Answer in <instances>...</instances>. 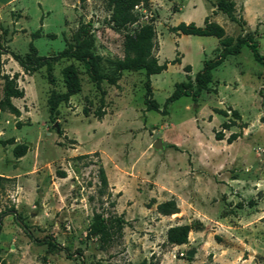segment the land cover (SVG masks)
Returning a JSON list of instances; mask_svg holds the SVG:
<instances>
[{"label": "rangeland", "instance_id": "rangeland-1", "mask_svg": "<svg viewBox=\"0 0 264 264\" xmlns=\"http://www.w3.org/2000/svg\"><path fill=\"white\" fill-rule=\"evenodd\" d=\"M234 1L236 15L246 21L243 27L215 12V0H148L135 6L139 20L128 31L152 22L154 54L159 63L168 61L166 70L150 75L156 111L143 101V70H124L116 84L103 80L97 86L77 60L61 58L51 71L43 66L29 74L7 52L24 54L32 41L39 55H56L83 25L91 49L107 66L109 59L123 56L125 31L113 28L106 0H0V87L2 74L19 73L24 91L12 98L20 116L0 111V175L9 178L0 189L5 211L0 262L264 264V65L243 44L214 68L209 90L196 101L182 96L161 111L175 83L193 79L203 60L221 48L215 36L171 31L179 22L202 26L208 16L233 44L238 36L250 35L264 55V0ZM175 57L180 63L170 62ZM69 63L79 70L81 88L51 117L47 100L51 91H65L61 70ZM234 109L240 119L232 115ZM228 120L234 124L222 129ZM242 123L246 126L240 128ZM220 130L223 139L218 140ZM234 132L241 135L229 143ZM154 133L162 148L154 147ZM16 143L28 147L21 157L13 155ZM100 167L105 188L98 179ZM169 199L179 212L158 213L157 203ZM96 213L122 221L107 244L90 231ZM183 224L192 227L187 243L169 244L167 229ZM44 237L59 246L42 243Z\"/></svg>", "mask_w": 264, "mask_h": 264}, {"label": "trees", "instance_id": "trees-1", "mask_svg": "<svg viewBox=\"0 0 264 264\" xmlns=\"http://www.w3.org/2000/svg\"><path fill=\"white\" fill-rule=\"evenodd\" d=\"M107 7L110 11L109 21L113 28L117 31H125L123 36V56L121 58L109 59L107 66L103 65V59L100 55L93 52L91 49L92 39L88 34V28L81 25L73 36V42L68 43L65 48L56 53V55L44 56L37 53L32 41L28 44V51L24 54L7 51L12 58L21 66L23 72L31 74L37 69L45 66L48 71H51L53 63L61 58L74 59L82 63L85 72L88 74L90 80L97 86L105 80L109 84H116L120 79L124 70L140 71L143 70L145 80L143 82L145 92L143 101L148 110H160L158 102L152 97V85L150 75L158 74L167 69L168 61L162 63L158 62L154 49L156 47V31L152 22L140 24L132 31H128V27L133 25L139 20V15L135 11V6L140 4L147 5L148 0H106ZM215 12L219 11L225 14L230 20L235 21L240 27L246 24L243 17L237 16L236 4L234 0H215ZM171 31L177 34H193L200 36H215L218 38L221 48L216 49L212 58L203 60L202 68L195 74L194 78L188 77L187 81L176 82L172 93L165 99L163 109L164 111L167 104L182 97L191 96L193 100H197L198 96L203 90H209V83L212 79V71L219 66L229 54L235 55L240 52L243 44L247 45L252 52L253 58L260 64L264 65V55L258 50V43L250 36L237 37L233 44V38L225 36L224 28L217 22L209 20V17L204 18L202 26L196 25L194 22L186 23L179 22L177 25L172 26ZM39 36V29L31 34L32 39ZM4 51H1L0 53ZM171 63H180V59L175 57L170 61ZM185 71H190V65L185 66ZM62 78L65 87L63 93L51 91L47 104L49 115L57 113V106L60 102L67 103L70 96L80 91L81 80L79 77V70L74 63L65 65L62 70ZM19 73L13 75L2 74L3 83L0 87V111L9 112L15 116H20V109L12 102V98H21L24 96V91L18 86ZM102 93L104 91L102 90ZM216 111L223 116H228L227 111L216 109ZM235 118L240 119V114L237 110L231 111ZM234 123L232 121H223L221 124L222 129H228ZM245 123L240 125V128L245 127ZM241 135V132L231 133L227 137L230 143ZM215 138L223 139L222 131L215 132ZM5 142H13V139H7ZM174 146V145H169ZM28 147L24 143H16L12 149L15 157L23 156ZM60 177L65 174L60 172ZM8 177L0 175V189L8 180ZM98 179L100 186L105 188L107 186V177L102 167L98 171ZM102 191V189H100ZM14 213L15 221L23 227L27 235L35 240L29 227L22 221L20 214L16 213L13 208H10ZM156 210L162 215H171L179 212L178 206L174 199H169L157 203ZM5 211L0 209V230L2 224V217ZM122 228V221L119 217L104 218L99 213L94 215L93 222L91 223L90 231L95 233L102 243L107 244L113 236L120 232ZM191 225H174L170 226L166 231V239L169 244L181 245L187 243L188 233ZM37 240V239H36ZM41 242L47 244L51 248H56V243L52 237H44ZM70 254V253H67ZM0 264H6L4 260ZM138 264H147L142 260Z\"/></svg>", "mask_w": 264, "mask_h": 264}, {"label": "water", "instance_id": "water-1", "mask_svg": "<svg viewBox=\"0 0 264 264\" xmlns=\"http://www.w3.org/2000/svg\"><path fill=\"white\" fill-rule=\"evenodd\" d=\"M157 135H158V133H154V134H153V138L155 139L154 147H155V148H162L163 145H162L160 139L157 138ZM193 253H194V252H193L192 250H189L187 254H188L189 256H191V255H193Z\"/></svg>", "mask_w": 264, "mask_h": 264}]
</instances>
